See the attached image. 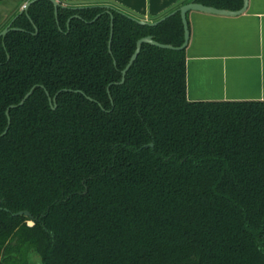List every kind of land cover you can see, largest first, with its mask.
Instances as JSON below:
<instances>
[{
    "label": "trees",
    "instance_id": "obj_1",
    "mask_svg": "<svg viewBox=\"0 0 264 264\" xmlns=\"http://www.w3.org/2000/svg\"><path fill=\"white\" fill-rule=\"evenodd\" d=\"M57 1L0 38V264H264V102H191L185 49L146 44L120 84L141 38L182 45L179 14Z\"/></svg>",
    "mask_w": 264,
    "mask_h": 264
},
{
    "label": "crops",
    "instance_id": "obj_2",
    "mask_svg": "<svg viewBox=\"0 0 264 264\" xmlns=\"http://www.w3.org/2000/svg\"><path fill=\"white\" fill-rule=\"evenodd\" d=\"M27 0H0V30ZM64 6L102 4L154 22L186 0H61ZM186 95L191 102H264V0L227 17L189 12Z\"/></svg>",
    "mask_w": 264,
    "mask_h": 264
},
{
    "label": "water",
    "instance_id": "obj_3",
    "mask_svg": "<svg viewBox=\"0 0 264 264\" xmlns=\"http://www.w3.org/2000/svg\"><path fill=\"white\" fill-rule=\"evenodd\" d=\"M38 0H29L28 2H26L23 7L20 9V11L18 12V14L14 17L17 18L18 16H20L21 14L25 13L27 11V8L34 2H36ZM49 2H51V4L53 5L54 8V15L55 17L57 16V11L59 7H62L60 5V3L57 0H47ZM247 5H248V0H242V7L237 10V11H228V10H219V9H215L213 7H206L203 6L202 4L196 3L195 1H191L187 4H184L182 6H180L179 8H177L176 10H174L173 12H171L170 14L154 21V22H147L145 20H140V19H136L134 17H129L131 20L135 21L138 25H147L150 27H154L156 25H158L159 23L163 22L164 20H166L167 18H169L170 16H173L175 14H179L181 22H182V26H183V31H184V41L182 43V45L180 47H173L171 45H164V44H160L156 41H154L152 39V37L148 36V37H144L141 38L140 40H138L135 44V51L132 54V56L130 57L126 67L121 71V81L120 84L124 83V79H125V75L127 73V71L130 69V67L132 66V64L134 63V61L136 60L137 56L140 53L141 50V46L146 44V45H150L159 49H163V50H171V51H181L186 49L188 42H189V28H188V23H187V14L189 12H200V13H205V14H211V15H218V16H227V17H237L242 15L243 13H245L246 9H247ZM104 8H106V10H108L109 14L111 15V11L113 10V8H111L110 6H103ZM13 19V20H14ZM13 20L4 28L0 31V38L4 37L9 31L15 30L14 28L11 27ZM111 20H112V15H111ZM112 22V21H111ZM110 40L108 43V48H110V43H111V39H112V34H113V26L112 23L110 25ZM34 90V87L30 89V91L23 97V99L19 102V104L17 105V107H21L24 102L31 96L32 92ZM60 93V92H59ZM57 93L53 98H51L49 96V94L46 92V96L48 98V102L50 105H52L55 102V99L57 97V95L59 94ZM88 100H90V98H87ZM16 106H10L7 111H6V115H8V110L11 108H15ZM56 108V105L54 104L53 109ZM8 126H9V120H8V125L5 128V130L3 131V133L0 135L1 137L4 136L7 133L8 130ZM153 148L152 144H149L148 146H144L142 148ZM14 217L17 216H24L26 218L32 219V216L29 212L27 211H20L17 212L15 214H13Z\"/></svg>",
    "mask_w": 264,
    "mask_h": 264
},
{
    "label": "rangeland",
    "instance_id": "obj_4",
    "mask_svg": "<svg viewBox=\"0 0 264 264\" xmlns=\"http://www.w3.org/2000/svg\"><path fill=\"white\" fill-rule=\"evenodd\" d=\"M22 8V6L20 7ZM28 225H32V222H28ZM28 264H40V257L34 253V251H30L27 254Z\"/></svg>",
    "mask_w": 264,
    "mask_h": 264
},
{
    "label": "built area",
    "instance_id": "obj_5",
    "mask_svg": "<svg viewBox=\"0 0 264 264\" xmlns=\"http://www.w3.org/2000/svg\"><path fill=\"white\" fill-rule=\"evenodd\" d=\"M23 7V6H22Z\"/></svg>",
    "mask_w": 264,
    "mask_h": 264
}]
</instances>
